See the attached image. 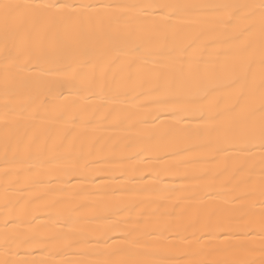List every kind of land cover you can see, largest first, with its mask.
Instances as JSON below:
<instances>
[{
	"label": "snow or ice",
	"instance_id": "1",
	"mask_svg": "<svg viewBox=\"0 0 264 264\" xmlns=\"http://www.w3.org/2000/svg\"><path fill=\"white\" fill-rule=\"evenodd\" d=\"M0 62L5 97L0 142L6 210L0 229V264H48L14 256L23 246L48 247L61 240L90 246L88 254L106 255L76 264H165L140 257L151 255V246L159 243L163 235L157 227L160 218L187 215V208L161 213L151 207L147 197L132 195L106 205L103 211L120 219L103 224L98 221L108 215L85 212L88 205L73 193L46 202L48 223L25 230L22 224L37 220L30 209L32 202L10 198L12 192L44 183L36 165L63 158L61 150L77 125L87 130L100 116L112 128L134 127L147 123L144 115L152 112L156 113L153 120L171 115L198 123L185 131L165 128L168 122L161 120L144 133L141 151L159 153L170 148L173 156L198 152L199 159L190 162L200 168L189 176L177 166L174 174L206 188L217 182L226 185L227 195L237 204L231 218L249 219L240 230L221 233L225 236L222 243L228 246L218 251L238 259L210 261L195 258L201 253L192 251L185 255L194 258L175 264H264V0H0ZM65 91L86 93L82 99L95 97L99 103L92 107L89 102L72 111L56 102L60 97L68 99ZM121 97L137 103L122 106ZM193 136L198 139L195 146L188 143ZM77 138L73 136V142ZM135 146L133 142L124 144L129 149ZM140 191L150 189L142 186ZM200 215L197 210L187 224L170 226L195 228ZM49 223L67 227L77 238L69 240L67 233L55 230L41 232ZM114 230L122 231L120 242L107 245ZM92 237H98L94 245ZM101 239L107 246L103 251L97 247ZM257 253L258 262L250 258Z\"/></svg>",
	"mask_w": 264,
	"mask_h": 264
},
{
	"label": "bare ground",
	"instance_id": "2",
	"mask_svg": "<svg viewBox=\"0 0 264 264\" xmlns=\"http://www.w3.org/2000/svg\"><path fill=\"white\" fill-rule=\"evenodd\" d=\"M72 2V0H68ZM83 3H151V2H181V3H219L226 0H77ZM3 78V64L0 62V84ZM86 93H77L76 91H65V100L60 97L56 102L61 106H68L70 110L75 111L81 105L91 102L95 107L99 101L95 97H88L84 100L81 97ZM124 105L137 103L131 97H121ZM143 100L144 98H139ZM3 88L0 86V136H2V119L4 106ZM156 113H145L144 119L148 122L137 124L134 127L127 125L120 128H112L110 121L102 120L96 116L94 122L88 126L87 130L77 125L65 142L66 147L61 150L63 158L53 160L50 163L37 164L40 170L39 179L44 183L36 184L31 189H24L23 192H12L10 198L13 200L21 199L22 202L31 201L30 209L35 213L37 220L33 224L24 223L22 229L35 227L36 224L48 223L49 211L44 207L45 203L59 197H66L77 193L78 201L88 205L84 211L95 210L101 215H108L103 211L106 205L111 206L118 202L126 201L132 195L147 197L151 207L158 208L163 213L168 211L180 212L181 208H187L188 213L184 216H162L157 227L163 232L159 243L151 246L152 254L140 257L141 259L163 261L165 264H175L177 261L192 259L191 255H185L192 251H200L201 255L195 258L206 259L210 261H233L239 257L224 251H218L228 245L222 243L225 236L221 233L238 231L249 223V219H232L236 214L237 206L227 195L228 187L217 182L211 188H206L201 182L191 178L182 180L175 175V168L179 166L180 170L187 171L189 176L200 168L201 165L190 161L199 159V153L196 151L183 152L179 156H173L170 148H164L159 153L141 151L145 146L144 133L152 130L154 126L159 125L161 120H167L165 128L189 130V125L194 127L198 121L180 120L178 116L165 115L159 120H153ZM67 127L71 128L69 123ZM73 136L78 137L73 142ZM127 142L135 143L134 148H125ZM192 146L198 143V139L193 136L188 141ZM139 152V155L135 154ZM134 159L129 160V156ZM157 156L159 158H157ZM136 171L133 173L132 168ZM4 168V153L2 142H0V229L3 228V221L6 210L3 207L4 185L2 183V170ZM56 169H63V172H57ZM171 169V171H169ZM135 175V179H130ZM143 177V179H140ZM152 182V183H150ZM142 186H147L150 191H140ZM14 187H20L16 185ZM59 189H64L61 192ZM206 193H210L206 194ZM219 193V195H217ZM44 196L45 199L38 197ZM163 196L164 199H159ZM163 205V207H160ZM201 210L200 224L195 228L177 229L170 225L187 224L193 212ZM255 211L259 212V205ZM120 219L119 216L108 215V219L98 221V223L108 224ZM207 224V227H202ZM167 228L165 231L164 229ZM55 230L57 232L67 233L69 240L77 238V233H69L67 227H60L49 223L47 229H40L41 232ZM112 239L107 241V245H113L114 241L118 244L122 235L121 230H114L110 233ZM98 237L91 238V244L96 243ZM234 241L236 238L231 237ZM259 246L258 243L256 245ZM101 251L106 249V245L101 239L97 246ZM90 246L75 245L69 241L61 240L48 247L23 246L15 254L14 258L21 261H40L44 260L48 264H76L82 260H100L105 259L106 255L88 254ZM0 258H2V249H0ZM120 257H113L119 259ZM251 259L259 261V254H254Z\"/></svg>",
	"mask_w": 264,
	"mask_h": 264
}]
</instances>
